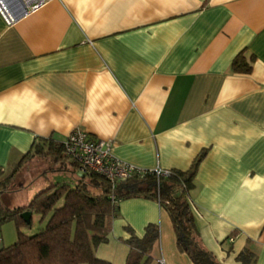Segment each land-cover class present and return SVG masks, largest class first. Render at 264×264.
I'll list each match as a JSON object with an SVG mask.
<instances>
[{
    "label": "crops",
    "instance_id": "1",
    "mask_svg": "<svg viewBox=\"0 0 264 264\" xmlns=\"http://www.w3.org/2000/svg\"><path fill=\"white\" fill-rule=\"evenodd\" d=\"M237 54L249 71L232 69ZM75 128L139 168L187 171L203 151L197 240L219 264L245 249V264H264V0H49L10 25L0 16V168ZM149 223L154 260L193 264L143 195L118 202L95 256L125 264V227L141 237Z\"/></svg>",
    "mask_w": 264,
    "mask_h": 264
},
{
    "label": "trees",
    "instance_id": "2",
    "mask_svg": "<svg viewBox=\"0 0 264 264\" xmlns=\"http://www.w3.org/2000/svg\"><path fill=\"white\" fill-rule=\"evenodd\" d=\"M232 69L249 71L242 54L235 56ZM203 154L200 152L187 171L170 170L167 175L158 177L153 173L133 174L117 181L113 188L104 176L96 172L78 171L73 184L53 182L24 206L9 208L0 204V221L14 218L17 225L29 223L20 216L24 211L41 216L50 214L38 233L25 235L19 232L14 243L0 248V264H113L96 257L94 249L107 240L118 202L139 195L158 200L171 220L178 249L186 252L193 264H219L197 240L190 202L192 179ZM32 155L49 156L53 161L68 158L62 142L52 138L34 142L20 162L10 169L9 176L0 180V194L21 161ZM71 164L78 167L73 160ZM58 169L62 168L59 166ZM3 172L5 170L0 168V175ZM112 193L116 203L110 198ZM59 201L61 204L57 205ZM125 230L129 234L124 239L129 248L125 264H161L151 255L158 239L156 224H147L141 237L136 236L130 227L126 226ZM236 259L245 264L253 261L254 254L245 249L238 253Z\"/></svg>",
    "mask_w": 264,
    "mask_h": 264
},
{
    "label": "rangeland",
    "instance_id": "3",
    "mask_svg": "<svg viewBox=\"0 0 264 264\" xmlns=\"http://www.w3.org/2000/svg\"><path fill=\"white\" fill-rule=\"evenodd\" d=\"M68 159L71 161L70 158ZM64 163V158L53 161L49 156L26 157L8 179L5 190L0 194V204L9 208L24 206L36 193L46 189L53 182L73 184L75 177L71 172L72 165L68 164L65 170L58 169L59 166L65 167ZM9 174L10 170H6L0 175V180ZM60 204L61 201L57 205ZM49 215L41 216L39 213L32 212L29 223L22 225H17L14 218L1 220L0 248L14 243L19 232L25 235L38 233L44 227Z\"/></svg>",
    "mask_w": 264,
    "mask_h": 264
},
{
    "label": "built area",
    "instance_id": "4",
    "mask_svg": "<svg viewBox=\"0 0 264 264\" xmlns=\"http://www.w3.org/2000/svg\"><path fill=\"white\" fill-rule=\"evenodd\" d=\"M49 0H0V16L7 25L41 7ZM64 152L78 164V170L96 172L104 176L113 188L117 181L126 179L133 174L153 173L156 177L167 175L170 170L155 168H139L115 157L111 152V142L95 139L83 129L70 131L62 142ZM111 200L116 203L114 194ZM158 202V200H157ZM160 263L163 262L160 260Z\"/></svg>",
    "mask_w": 264,
    "mask_h": 264
},
{
    "label": "water",
    "instance_id": "5",
    "mask_svg": "<svg viewBox=\"0 0 264 264\" xmlns=\"http://www.w3.org/2000/svg\"><path fill=\"white\" fill-rule=\"evenodd\" d=\"M30 215H31V212L30 211H24L20 214V216L23 218V220L28 223L29 220H30Z\"/></svg>",
    "mask_w": 264,
    "mask_h": 264
}]
</instances>
